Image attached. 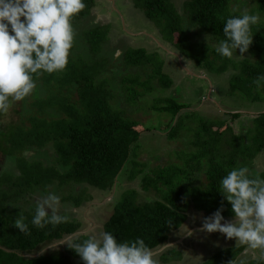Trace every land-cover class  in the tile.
I'll use <instances>...</instances> for the list:
<instances>
[{"label":"trees","instance_id":"1","mask_svg":"<svg viewBox=\"0 0 264 264\" xmlns=\"http://www.w3.org/2000/svg\"><path fill=\"white\" fill-rule=\"evenodd\" d=\"M132 1L135 7L142 10L145 18L153 21L160 29L164 42L171 49L175 47L181 52H177L180 56L183 51L191 53L193 50V65L212 74L225 72L230 67L235 70L229 78L228 93H240L242 99L251 102L264 101V81H261L259 88L255 83L259 76L264 75V21L251 26L253 38L247 50L248 56L237 60L221 57L216 53L215 47H210L206 42L188 41V35L183 29L188 22L190 28L198 27L202 30L200 33L211 35L217 45L225 38L223 27L226 19L231 15L244 13L240 9L239 0ZM255 1L256 6L250 9V14L264 13V0ZM85 3L86 8L73 18L72 23L76 18L82 21L91 15L95 2L85 0ZM175 5L180 8L179 12ZM184 14L185 19L182 18ZM91 22L92 20L80 31L85 36L83 40L80 37L74 38L66 69L59 73H44L36 78L37 95L28 103L29 112L21 117V111L13 107V112L19 115V119L9 121L6 120L5 113H0L1 157L4 160L13 154L17 156L14 166L17 173L0 174V264H75L73 259H81L68 245L62 251L64 254L60 252L43 253L35 257L24 256V253L34 251L38 245L59 240L80 228L81 223L70 218L65 223L48 224L43 228L31 224L34 214L30 211H34L35 205L28 210L24 203L30 198L31 192H48L47 188L50 186L59 190L61 202L68 201L73 206H80L84 202L82 195L86 189L74 191L72 187L77 184L107 190L124 176L129 181L138 179V188L130 186L121 192L118 202L112 206L113 209L104 221L103 230L112 232L120 242L140 237L150 249L166 241L169 234L184 223L191 204L197 210L209 214L220 207V180L229 171L224 165L226 161L222 165L210 162L209 169L205 171L206 179L202 176V185L193 188L188 184L183 186V181H180L186 175V170L168 161H164L165 166L156 174L151 172L152 169L145 172L148 163L141 159L140 140L145 131L151 130H146V125L137 120L141 117L124 115L125 110L114 105L121 104L116 100L119 95L111 87L114 80L110 81L108 76H102L100 72L109 69V64L116 66L122 63L127 69L140 66L136 75L125 73L118 80L120 94L124 92L125 100L134 104L139 96L154 91L153 81L159 76L157 71L165 66L164 60L159 57L156 48L149 46H125L122 55L117 58L118 62L109 59V55L114 57L116 50L108 46L111 44L107 36L109 26ZM173 35H176L179 43L175 44L171 37ZM85 43L90 44V51ZM103 49L110 53H101ZM176 60L175 58V62ZM22 102L24 101L12 102L11 106ZM188 105L171 96L153 97L149 107L155 112L171 116L165 133L170 141L181 135L179 131L182 127L191 132L192 138L188 141L190 145L194 144L192 139L195 136H201L200 142L194 144L197 149H201L203 145L210 147L226 137L229 147L234 151L241 143H246L248 150L245 158L249 160L260 150L264 151V110L254 116H244L241 110H229L226 112L227 119L218 120V114L214 119L197 116ZM48 111L53 114L48 115ZM244 117H249L252 127H249L246 136H241L238 126L243 124ZM188 121L194 123V126L187 124ZM196 128L197 135L194 136L192 131ZM49 144L54 153L48 164L38 158L29 160L23 154L27 148L40 150ZM175 154L179 158L185 156L191 161H198L193 149ZM173 166L177 169H173ZM200 166L202 167V162L199 160ZM149 189L158 195L160 193L161 198L155 201L142 199V193H147ZM18 201L24 203L13 210L7 209V204ZM223 215L232 217L227 203ZM21 216L25 217L24 222L28 225L30 234L20 232L15 225H11L9 219L13 222ZM88 237L89 235L79 234L74 241L79 242ZM240 251L241 247L229 248L221 254H228L227 262L232 264ZM170 255L180 257L177 250H172ZM220 255L211 257L203 264L221 263L218 260ZM251 263L264 264V261L260 259ZM78 264H84V261Z\"/></svg>","mask_w":264,"mask_h":264},{"label":"clouds","instance_id":"2","mask_svg":"<svg viewBox=\"0 0 264 264\" xmlns=\"http://www.w3.org/2000/svg\"><path fill=\"white\" fill-rule=\"evenodd\" d=\"M130 4L134 5L132 0ZM85 8V0H0V113H6L12 102L23 101L30 96L36 87V78L44 73H59L66 69L74 38H79L75 36L76 30L84 29L73 26L75 21L80 23V20H74L73 23L72 21ZM259 19L258 13L250 14L247 11L238 16H229L223 27L225 38L215 46L216 53L229 59L237 50L243 55L252 43L251 26L257 24ZM85 21L81 22L88 25L91 19ZM91 23L104 25L94 19ZM105 25L111 24L107 22ZM128 35L146 38V43L141 42L139 46L134 45L135 47H152L148 37L140 30ZM111 47L116 49L117 54L125 50L123 47L109 48ZM118 48H121L120 51ZM172 50H168V53L181 62L182 57ZM181 67L185 70L183 65ZM261 81H264V75L255 81L258 88ZM256 112L260 111H250L253 114ZM75 187L78 191H99L88 184H77ZM219 193L222 196L220 207L212 215L203 218L201 231L218 232L226 240L235 239L240 245L264 252V177L252 175L248 166L234 167L221 178ZM84 203L76 207L67 201L64 204L69 206L64 208L65 214H61L58 195L54 192L47 195L37 194L31 224L43 228L48 224L65 223L69 218L76 219V216L69 217L67 213L70 210L76 212L75 210ZM225 203L230 205V220L223 215ZM24 220L25 217L21 216L11 222V225H15L20 232L30 234ZM80 228L69 235L77 237L82 234L84 231ZM66 242L68 247L81 257L84 264H159L153 250L140 237L120 242L112 232L103 230L99 238L89 236L79 242Z\"/></svg>","mask_w":264,"mask_h":264},{"label":"rangeland","instance_id":"3","mask_svg":"<svg viewBox=\"0 0 264 264\" xmlns=\"http://www.w3.org/2000/svg\"><path fill=\"white\" fill-rule=\"evenodd\" d=\"M101 1L105 3H97V5L104 6L103 10L105 11V13L102 14L101 19L99 18V16L95 15L96 13L92 15L93 11L95 10L93 6L90 11V19H94L96 22H102V24H106L107 22L111 24L109 25V34L107 35L109 37V41L111 42V45L108 44L109 47L113 46L125 48V45L139 46L141 42L146 43V38L144 37L127 35V27L130 26L131 32H134L135 30H140V32L144 33V35L148 37V39L150 40V45L152 46L151 48H156L159 53V57L164 60L165 63V66H161L162 70L157 71V74L159 75L158 78H155L156 80L153 81V84L155 86L154 91L151 93H144L142 96H139L138 100L134 104H131L127 100H125L124 96L126 97V95H124V92L120 94L118 80H120L121 76L125 73H129V75H136L138 70L141 69L140 66L137 68L127 69L122 65V63H119L116 66L109 64V69L102 70L100 72L102 76H108L110 81L114 80V82H112L111 84V87L113 88L114 92L119 95V97L116 96V100L121 102L119 106L113 102L114 105L117 106V108L125 110L124 115L130 114L131 116L135 115L136 117H141L137 120L141 121L143 125H146L144 126L146 130H151L149 132L145 131L140 140V143H142L140 151L141 159L145 160L148 163L145 172H148L152 169L151 172L153 174H156V172H159L158 170L165 166L163 165L164 161H168L176 166H181L186 170V175L182 176L180 181H183V186H186L188 184L190 188H193L199 184V182L202 180V176L206 179L205 171L209 169L210 162H212V164L222 165V163L226 161L224 165L227 169H229V171L234 167L248 166L247 163L250 160L245 158L247 156L248 150L246 143H241L240 146L236 147V150L234 151L232 147H229L230 144H228L227 138L223 137L221 138V141L219 143L215 142L211 144L210 147L208 146L209 148L206 145H203L201 149L200 147H198L199 149H197L194 144H198L201 138L200 135H197V128L195 131H192L194 136L197 135L192 139L194 140L192 142L194 143L192 144L194 146L193 147L188 143V141L192 138L191 132L185 131V129H182V127L179 131L181 135H179L177 138L175 137L174 141H170V139L167 138L165 133H167L166 129L171 120V116L161 112H155V110H152L149 105L151 104L153 97L171 96L181 102H187L189 104V108L193 110L191 112H193L197 116L214 119L218 114V120H220L223 118L227 119L228 115L226 114V112L229 110H241V113L244 116H254L257 114V112L253 114L250 113V111L264 110V101L251 102L242 99L240 97V93H228L229 78L235 72V70L230 67L225 72L219 74H212L210 72H207L205 69L199 68L192 64L193 59L191 53H193V50L191 51V53L190 51H183L182 53L185 55L181 54V62H175V56L168 55V52H166L168 50H171V47L164 42L160 29L156 27L153 21L151 22L144 17L142 10L136 9L133 4L131 5L130 0H109L110 2H108V0ZM239 1L241 3L240 9L242 12L247 11L250 13V9L256 6L255 0ZM237 2L238 1H236V3ZM178 6L180 7V3ZM178 6L175 5L176 9L179 12L180 8L178 9ZM257 13L260 17L259 21H264V13L254 12L252 14ZM182 18L185 19V14L182 16ZM73 26L75 28H85L87 25H84L83 23H81V21L80 23H76L75 21L73 23ZM183 29L184 33L188 35V41H203L206 42L210 47L216 46V43L212 39L211 35L200 33V31L202 30L198 27L190 28V25L187 22ZM121 34L123 37L119 38L118 35ZM75 36H79L80 40H83V38L85 37L83 32L77 30ZM171 37H173L175 44L179 43V40L177 39L176 35H173ZM85 44L86 47L89 48L88 51H90V44ZM120 49L121 48H118V51H120ZM173 50L176 52H180L175 47L173 48ZM107 51V49H103L101 53L107 55ZM108 53L110 52L108 51ZM121 55L122 50L118 52V54L115 52V57L117 56L116 58L111 55H109L108 58L114 60L115 62H118L119 60L117 58H119ZM247 56V51L243 55H241L239 53V50H237L233 53L232 58L237 60L243 59ZM177 63H179V65L182 63L185 70L183 68L182 70L178 69L179 67L176 66ZM116 85H118L117 88L115 87ZM37 90V87H35L32 94L25 98L23 100L24 102H22L21 104L17 103L10 106L9 110L5 113L6 120L9 121L19 119V115L13 112V107L15 108V110L21 111V117L25 116L30 110V106H28V103L32 101V98H35L33 96L37 95ZM47 114L50 115L53 113L51 111H48ZM188 122L189 123L187 124L194 126V123H192L191 121ZM239 133L240 135L242 134L246 136V133L243 132L242 129H239ZM190 149H193V154H195V157H197L198 161H191L189 160V157L187 158L185 156L179 158L178 155L175 154V152L178 153L182 150L189 152ZM169 152L171 153L168 155L167 153ZM53 153L54 152L51 144L45 146L40 150H37V148H27L23 151V154L27 159L34 160L38 158L43 160L45 164L50 163V158ZM13 155L7 156L8 158L3 160V157H1L2 154H0V174H3L5 172L11 174V172L17 171L14 167L16 166L15 161L17 160V156ZM168 157H171V159L169 160ZM199 160L202 162V167H199ZM172 168L177 169L175 166H173ZM250 173L253 175L252 170H250ZM194 178L196 179L191 182L190 179ZM117 182L118 183H116L113 188H111L109 191H103L101 189L90 186L99 191L93 192L89 189L84 190L85 193L82 196L84 197V201L87 202H83L84 204L80 208H77L75 210L76 212L70 210L67 213L69 217L72 216L74 218V216H76V220L78 219L82 224L80 228L82 231H96L97 238H99V234L103 232V220L108 217L107 215L110 213L109 211H111V202L115 200L113 202V205L116 204V202H118L119 200V193L123 191L126 187L138 186V183H134L133 181H131L132 183L128 184V186H125V176L117 180ZM72 188H74V191H78L77 187L73 186ZM47 190L48 192H42L39 190V193L34 192L35 194L31 192L29 194V200H27L25 203L24 201H18L16 203L8 204L7 207L9 210H13V208L20 206L24 203V207L30 210L31 206L35 204L37 194H48L49 192H54L56 195L59 194V190L54 186L48 187ZM110 197H112V199L109 201ZM160 198L161 194L159 193L158 195L151 189H149L147 193H142V199H146L147 201H155ZM24 200L26 199L24 198ZM67 206L69 205L60 202L61 214H65L64 208ZM46 211L50 212L51 210L46 209ZM30 213L34 214L33 209H31ZM68 236V238L61 239L62 241H59L61 244L59 243L60 245H58L63 247L64 242L73 238L72 235ZM56 246L57 243L55 242L42 243L38 245L37 248H35L34 251H32L30 254L26 253L24 254V256H37L42 253H48L53 251ZM255 253L261 254L262 251L257 249L255 250ZM165 259L172 258L167 256V258ZM172 264L176 263L174 262ZM247 264L252 263L248 262Z\"/></svg>","mask_w":264,"mask_h":264},{"label":"crops","instance_id":"4","mask_svg":"<svg viewBox=\"0 0 264 264\" xmlns=\"http://www.w3.org/2000/svg\"><path fill=\"white\" fill-rule=\"evenodd\" d=\"M94 2H96L94 7L95 10L93 11L92 15L96 13L95 15L99 16V18L101 19L102 14L105 13V11L103 10L104 6L102 5L99 6L97 5V3L102 4L105 2H102L101 0H94ZM108 2L110 1L108 0ZM90 18L91 15H88V17L85 19L88 21V19ZM85 19L83 18L82 21L86 22ZM76 20L79 21V18H76ZM248 119L249 117H244V121L241 120L243 124L238 126L245 133L248 132V129H250L249 127H252L251 122ZM248 167L250 170H252L253 175H260L261 177H264L263 150H260L255 155V157L250 160V164L248 165ZM137 181L138 179H135V181L133 182L136 183ZM130 183L132 182L127 180V178H125V186H128V184ZM200 183L201 182H199L198 184L199 186L202 185ZM121 192L119 193L118 197L120 196ZM110 198L112 199V197ZM210 215L212 214H209L203 210H197L191 204V206H189L186 212V219L184 223L178 229L172 231L167 237L166 241H164L162 244L152 249L155 259L158 260L159 264H172L174 262L176 264H203L211 257L217 254L220 255L222 252H224L229 248H236V247H241V251L235 257L232 264H247L248 262H253L255 260H260V259L264 261V252H262L261 254L255 253V250L257 249H251L247 245H240L235 242V239L226 240L224 236L218 232L208 233L206 231H201V224L203 222V218ZM231 218L232 217H226V219L229 220ZM82 234H87L89 236L97 237V232L93 230L90 232H82ZM68 237L69 236L67 237L65 236L63 238L65 239ZM75 238L76 236H73V238L70 240H74ZM51 242L57 243V246L53 251L48 253L59 254L61 252L64 254V252L62 251H65V246L67 245V242H64L63 247L59 246L61 243L58 240H53ZM51 242H46V243H51ZM172 250H177V252L180 253V257L176 258L175 256L170 255V252ZM164 256H169L172 259H163V258H167ZM227 257L228 254H221L218 259L221 260V263H217V264H228ZM81 261H82L81 259H73V262L75 264H78ZM67 262H70V260Z\"/></svg>","mask_w":264,"mask_h":264},{"label":"flooded vegetation","instance_id":"5","mask_svg":"<svg viewBox=\"0 0 264 264\" xmlns=\"http://www.w3.org/2000/svg\"><path fill=\"white\" fill-rule=\"evenodd\" d=\"M114 2V1H113ZM130 24V23H129ZM131 32V30H130V26H128L127 27V35L129 34ZM118 37L119 38H122L123 36H122V34L121 35H118ZM114 57H115V54H114ZM176 62H177V60H176ZM176 65H179V63H177ZM182 65H179V67H181ZM181 70H182V67L180 68ZM65 237V236H64ZM67 237V236H66ZM58 241H60V240H58ZM31 252H29V254H30ZM24 254H26V253H24ZM29 257H33V256H29Z\"/></svg>","mask_w":264,"mask_h":264}]
</instances>
